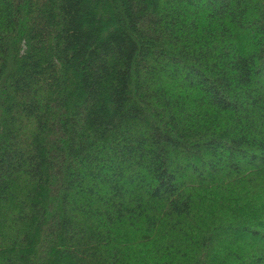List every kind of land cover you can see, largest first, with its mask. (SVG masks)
<instances>
[{
	"label": "trees",
	"instance_id": "1",
	"mask_svg": "<svg viewBox=\"0 0 264 264\" xmlns=\"http://www.w3.org/2000/svg\"><path fill=\"white\" fill-rule=\"evenodd\" d=\"M0 264H264V0H0Z\"/></svg>",
	"mask_w": 264,
	"mask_h": 264
}]
</instances>
